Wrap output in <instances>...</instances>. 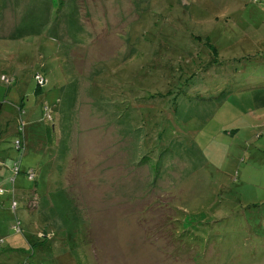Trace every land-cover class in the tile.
<instances>
[{"label":"rangeland","instance_id":"obj_1","mask_svg":"<svg viewBox=\"0 0 264 264\" xmlns=\"http://www.w3.org/2000/svg\"><path fill=\"white\" fill-rule=\"evenodd\" d=\"M70 1L79 40L59 39L62 64L94 88L63 95L60 118L52 105L61 91L35 94L37 68L21 64L23 76L1 100L0 148L8 156L3 151L0 195L10 201L0 208V236L27 244L25 231H54L38 249H52L54 264H264V106L255 100L264 96V0ZM53 6L52 22H73L66 5ZM18 41L32 58L38 52ZM0 80L3 95L13 78ZM78 94L104 103L108 135L97 118L88 138L83 108L96 106L81 100L77 113ZM20 95L25 108L46 98L36 125L42 145L17 123L11 103ZM19 162L37 170L35 182L22 168L15 173ZM36 184L38 209L34 199L27 206ZM9 243L0 260L11 263L20 255H5ZM42 262L51 264L48 256Z\"/></svg>","mask_w":264,"mask_h":264},{"label":"crops","instance_id":"obj_2","mask_svg":"<svg viewBox=\"0 0 264 264\" xmlns=\"http://www.w3.org/2000/svg\"><path fill=\"white\" fill-rule=\"evenodd\" d=\"M4 2V9L7 7L6 10H4L2 16H0V76L1 75H8L13 78V81L8 84H6V92L1 95L0 94V103H1V111L0 114L3 110V104L1 100H6L8 99L9 94L11 93V89H13L14 83L17 81V78L22 77V69L20 68L21 64L26 63L30 64L32 68H37L36 71L33 73V77L36 73H41L43 74L46 79L47 83L45 86L42 88L44 89L47 86L53 87V89H59L62 94V98L56 99V101L53 103V111L56 113H59L60 118H61V111L62 107L58 106V103L61 104L63 95H66L68 97L72 96L76 90H93V85H90L88 87H85L80 84V81L73 78L71 76V69L67 68L62 64V57H61V48L62 44L59 41L60 38L65 39L66 41L69 42H76L78 41L79 37L75 35V32L78 31L79 23H80V15L78 11V6L74 1L68 0L65 1L63 4L66 5V11H67V16H74L73 22L70 18L66 19L65 23L63 24L61 20H57L52 22V14L54 11L53 6L55 4V0H3ZM38 2L40 4L45 5L42 9L38 8ZM23 10L31 17H24ZM45 14L46 17L43 18L42 15ZM18 21V25L16 26V23ZM20 29L21 30V35L16 36L15 32ZM82 30L84 28L81 27ZM15 30V31H14ZM86 34L84 32H81V35ZM39 36V40L35 41V37ZM23 38V40L27 41V43H34L36 48L38 49V52H36L33 56L31 57L32 53L28 50L30 47L25 45L23 47H18L19 46V41L15 43L18 39ZM35 41V42H34ZM58 41L59 43H56ZM18 47V48H17ZM48 50V51H47ZM54 58L57 61V64L54 66V62H50ZM15 63H19L20 65L15 66ZM57 73V74H56ZM56 74V75H55ZM77 78V77H76ZM34 83L37 85L36 80L33 78ZM0 80V90H4V86L1 84ZM3 83V82H2ZM4 84V83H3ZM17 89H21L22 86H15ZM43 89L41 92V95H43ZM11 95V94H10ZM86 97H88L89 100V94L84 93ZM81 95L78 94V99H75L73 102V106H78L75 108V111L79 113V110L81 109L79 106L81 105V100L87 103H90V106H96L94 111H92V107L89 108V110L84 111L83 118L85 117V114H88V117H85V127H86V132L88 134V138L94 135L93 133L96 130L97 124V118L101 120V125L100 129L103 132V135L109 133V128H108V117L104 116L103 114V104H97L96 101L93 102L94 100L86 101L84 99H80ZM46 100V98H44ZM43 100L41 103L33 102L34 104L30 105L28 108H25V100L23 99V96L20 95L18 98H16V101H14V104L11 103V106L13 107V112H16L17 116V123L19 122L20 119H24L27 116V126H26V135L27 139L29 140V135L32 133L36 132V138L37 141L40 142L42 145L43 137L41 134L39 135L38 132V122L41 120L40 117V111L42 113V110L40 109L42 104L45 103L46 101ZM255 100H257L258 105L260 107L264 106V96H257L255 97ZM6 102V101H5ZM57 107V108H56ZM56 108V109H55ZM108 113V112H107ZM98 115V116H95ZM95 116V117H93ZM101 116V117H100ZM40 117V118H39ZM39 118V119H36ZM51 120V119H50ZM92 122L94 125H92ZM54 124V123H53ZM89 124V125H88ZM55 126H53L54 128ZM99 129V127H98ZM17 131V129H16ZM2 132V131H0ZM1 136V133H0ZM35 138V139H36ZM42 138V139H41ZM106 139L105 138V146L103 147V152L106 150ZM3 141V139H0V143ZM109 140L107 139V143L109 146ZM3 151L5 152L4 149L0 148V163L4 162L2 160H6V157L3 154ZM48 151L51 152V155L49 157V165L54 162L52 158L55 156L54 152L48 149ZM108 151L106 150L105 152V161L102 162V168L106 166V169L108 172H110L111 168L113 169V166L111 167V162L109 159ZM6 153V152H5ZM7 154V153H6ZM8 156V154H7ZM137 155H133L132 158H137ZM56 158H59V154L56 156ZM27 159V157H26ZM44 159V155H41L39 153V158L40 162ZM5 164L2 166L0 165V177L5 174V171L3 170ZM44 167V165H42ZM119 167V170H121V167ZM23 170L24 169L22 167ZM120 174V173H119ZM111 172L108 175V180L111 178ZM38 177V172H36V178L35 180H29V181H36ZM120 178V175L118 176ZM29 179V178H28ZM6 180V179H5ZM17 180V179H16ZM15 180V181H16ZM7 181V180H6ZM110 181V180H109ZM8 182V181H7ZM11 183V180H10ZM12 185V184H11ZM8 185V186H11ZM37 184L33 187L32 191V198L30 199L29 203L27 206L30 205V202L34 199V203L36 205V208L39 206V200H38V195L36 192V187ZM19 187L21 188V182H19ZM26 193H21V196L23 197V200H26ZM11 196V195H10ZM10 199L6 195L2 196L0 198V208H5L6 204H8ZM38 209V208H37ZM75 208L72 206L70 214L73 213ZM51 226H54L55 221H52ZM64 225L63 223H60V226ZM66 225V224H65ZM48 228V227H47ZM49 229V228H48ZM54 231L52 230H44V231H37V232H27L25 231L26 235L24 236V239L27 244H21L22 242L19 240L18 236L15 234L6 235V237L0 236V239L2 242L0 243V249H2V246L6 243L7 240H10L9 244H6V247H3L4 250L3 252L5 253L6 256H9L12 258L13 255L19 254V258H13L14 262H7L5 259L0 260V264H23L25 261H29L31 263H41L42 258L44 256H48V260L53 263V258H52V249L47 250L46 252L40 253L38 249L39 247H34V243L48 238L46 241V244H50V239L54 235L50 234ZM43 248V247H42Z\"/></svg>","mask_w":264,"mask_h":264},{"label":"trees","instance_id":"obj_3","mask_svg":"<svg viewBox=\"0 0 264 264\" xmlns=\"http://www.w3.org/2000/svg\"><path fill=\"white\" fill-rule=\"evenodd\" d=\"M64 1L65 0H59V4H60V6H63V3H64ZM211 48L212 49H214L212 46H211ZM34 79H35V77H33ZM46 78V77H45ZM36 82V81H35ZM11 83V82H10ZM46 85V84H45ZM44 85V86H45ZM43 86H40V85H36V89H35V94H41V92H42V88ZM0 111H1V103H0ZM43 119V118H42ZM45 119V118H44ZM48 120H50V119H48ZM20 122H24L25 124H26V122L24 121V119H20L19 120ZM19 125V124H18ZM54 125V124H53ZM25 126H27V125H25ZM20 148V147H19ZM21 168H22V166H21V164H20V162L19 163H17L16 164V166H15V168H14V171H15V173L17 174L18 173V175L21 173ZM33 173L34 174V176L32 177V178H30V173ZM36 172H37V170L35 169V168H28L27 170H26V173H27V175H28V180H35V178H36ZM16 180V179H15ZM15 180L13 179L12 180V183L13 184H15ZM1 190V189H0ZM2 196H4V195H0V198L2 197ZM13 201H15V200H13ZM13 203L11 204V207L13 208ZM18 205V204H17ZM48 240V238H45V239H42V240H40V241H38V242H36V243H34V247H43V245H45ZM2 242V240L0 239V243Z\"/></svg>","mask_w":264,"mask_h":264},{"label":"built area","instance_id":"obj_4","mask_svg":"<svg viewBox=\"0 0 264 264\" xmlns=\"http://www.w3.org/2000/svg\"><path fill=\"white\" fill-rule=\"evenodd\" d=\"M34 77H35V80H36L37 84L40 85V86H44L47 83V79L41 73H36L34 75ZM18 147H20V141H18V146L16 148H18ZM29 176H30V178H32L34 176V174L31 172ZM0 192H2V190H0ZM12 206H13L14 209H16L17 208V202L13 201V205ZM19 223L20 222L18 221L17 227H16L18 231H20V228H19L20 224ZM23 264H41V263H31L29 261H25Z\"/></svg>","mask_w":264,"mask_h":264}]
</instances>
